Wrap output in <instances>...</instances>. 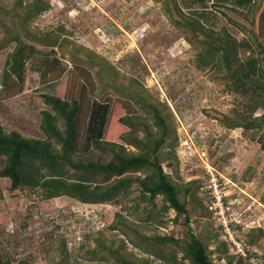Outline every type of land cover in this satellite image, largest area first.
<instances>
[{
  "label": "rangeland",
  "instance_id": "obj_1",
  "mask_svg": "<svg viewBox=\"0 0 264 264\" xmlns=\"http://www.w3.org/2000/svg\"><path fill=\"white\" fill-rule=\"evenodd\" d=\"M16 1L0 0V121L5 130L15 129L27 137H44L40 129L41 111L50 108L43 101L42 93H55L58 85L65 87L66 97L79 100L82 126L87 125L91 107L107 102L110 112L114 100L125 96L119 104L120 113L123 112L131 105L126 100L129 93L126 91L124 95L106 84L104 67L112 66L114 83L128 88L135 79L138 85L135 84L141 86L137 92L144 96L148 93L164 103L162 110L177 134L174 151L178 162L171 166L164 160L163 168L180 188L194 181L192 188L203 207L182 190L179 196L186 199L190 227L206 242L213 263L228 264L220 246L226 239L230 245L228 252H233L228 231L248 250V261L264 264V151L257 142L264 129L257 131L227 124L248 114L249 99L227 87L224 71L213 66L197 67L200 40L190 27L182 22L177 24L179 19L171 0H44L49 8L31 17L27 24L37 36L49 34L51 38L58 36L60 43L63 39L69 42V50L55 46L59 60L54 68L63 69L62 74L48 82L45 67L51 63V56L33 55L26 64L24 92L8 96L4 60L13 43L7 40L6 32L24 16V5L32 0H19L22 5ZM177 1L184 16H199L208 28L264 47L260 16L264 0H254L252 8L238 6L232 0ZM239 54L245 59L247 49L240 47ZM86 74L93 81L92 87L84 82ZM136 110L140 119L154 129L151 117L138 107ZM261 112L259 108L254 115ZM214 113L220 114V118ZM58 127L63 129L61 120ZM136 134L141 137L144 131L139 129ZM85 142L84 137L82 159L109 157L108 153L85 149ZM125 146L129 152L137 151L133 145ZM3 163L0 158V169ZM68 173H73L72 169ZM131 188L132 199L138 200L140 193L136 185ZM218 194L222 207L215 201ZM38 196V190H12L9 178L0 176L2 250L6 248L14 255L12 252L18 245L23 252L17 258L31 254L34 255L30 258L32 264H62L58 248V238L62 237L71 255L69 264H118L107 250L96 249L95 237L101 236L108 243L114 238V245L123 237L122 225L115 223L119 205L82 203L65 195L51 199ZM155 202L160 206L162 198L156 197ZM207 204L214 206L212 213L205 211ZM144 205L141 202L137 216L121 210L130 227L147 235L173 233L180 237L185 231L182 216L173 222L175 211L171 208L162 212L164 224L144 223ZM112 223L116 228H110ZM221 223L228 224L223 235L219 230ZM125 231L134 237L135 231ZM127 247L137 257L144 255L132 244L128 243ZM171 247L166 245V250ZM177 255L180 257L181 253L178 251ZM152 259L151 264H163ZM183 264L188 261L184 260Z\"/></svg>",
  "mask_w": 264,
  "mask_h": 264
},
{
  "label": "trees",
  "instance_id": "obj_2",
  "mask_svg": "<svg viewBox=\"0 0 264 264\" xmlns=\"http://www.w3.org/2000/svg\"><path fill=\"white\" fill-rule=\"evenodd\" d=\"M232 1L245 8H252L254 4V0ZM202 2L205 0H199V3ZM16 3L22 5V1L19 0ZM170 3L178 16L177 24L182 22L184 26L190 27L200 40L201 47L196 53L197 67L213 66L218 71H224L222 75L227 80V87L249 99L248 114L227 124L262 131L264 47L261 44L254 46L248 39L238 41L230 33L222 34L208 28L199 20V16H184L177 0H171ZM214 3H220V0H215ZM48 8L49 3L44 0L26 3L24 16L18 18L16 24L6 32L7 40L13 43L12 50L4 60L7 73L5 90L8 96L24 92L26 64L33 55L51 56V63L45 67L48 82L57 80L62 74L63 69L54 68L59 60L55 46L69 50V42L63 39V43H60L58 36L51 38L49 34L37 36L27 24L31 17L41 14ZM260 16L263 27L264 9ZM257 45L258 48L255 49ZM41 46L43 48H40ZM240 47L247 49L248 56L245 59L240 57ZM104 69L106 84L116 87L124 95L126 91L129 93L126 96V100L131 104L129 108L120 113V100L125 96L114 100L110 112L107 102L93 106L87 125L82 126L79 122L81 104L76 98L66 97L63 85H58L55 93H42L43 101L50 108L41 111L40 129L44 137H27L15 129L7 131L0 121V158L4 161L0 176L9 178L12 190L23 188L38 190L40 199L65 195L82 203L119 205L120 211L115 212V223L122 225L123 229H119L124 234L123 237H119L116 245L113 244L114 238L108 243L101 236L95 237L96 249L107 250L118 264H151L152 258L163 264H183L184 260H187L188 264H214L206 242L196 236L190 227L186 199L179 196V190H182L185 195L189 194L192 200L203 207L200 199L196 198L195 189L192 188L194 181L187 182L180 188L171 174L163 168L164 160H168L167 163L171 166L178 162L174 151L177 134L162 110L164 103L148 93L146 97L137 92L141 86H137L138 82L135 79H132L133 82L128 88L121 84L117 85L114 83V68L109 66ZM84 82L88 87L93 86L89 74L84 77ZM137 107L151 117L154 129L140 119ZM259 108L262 112L254 115ZM214 116L220 118L218 113H214ZM59 120L63 124V129L58 127ZM127 128L130 130L127 131ZM139 129L144 131L141 137L136 134ZM84 137L85 149L91 148L90 150L108 153L109 157L82 159L80 154ZM252 138L256 139L255 135H252ZM257 142L264 151V131ZM55 143L59 144V147H56ZM125 144L133 145L137 151L129 152ZM70 169L73 172L71 174L68 173ZM134 184L140 193L138 200L131 197L134 191L131 186ZM158 196L162 198L160 206L155 202ZM141 202L145 203L144 223L164 224L162 212L171 208L175 211L173 222H177L182 216L181 223L186 227L185 231L180 237L173 233L147 235L130 227L131 223L124 219L121 210L137 216ZM208 207V204L205 205V211L212 213L213 209ZM226 225L221 223L219 227L221 235L226 234ZM109 226L116 228L113 223ZM125 229L135 231L134 237L129 236ZM128 243L139 248L144 255L137 257L135 252L128 249ZM166 245H172L171 249L166 250ZM220 246L228 264H232L234 259L235 264H254L248 261V250L245 254L234 250L230 253L228 252L230 245L228 246L226 239L220 242ZM18 247L15 246L17 249L12 252L14 255L8 253L6 248L2 250L0 247V264H32L30 258L34 255L17 258V255L23 252V249ZM58 248L62 255V264H69L71 255L67 252L66 241L62 237L58 238ZM178 251L181 253L180 257H177Z\"/></svg>",
  "mask_w": 264,
  "mask_h": 264
},
{
  "label": "built area",
  "instance_id": "obj_3",
  "mask_svg": "<svg viewBox=\"0 0 264 264\" xmlns=\"http://www.w3.org/2000/svg\"><path fill=\"white\" fill-rule=\"evenodd\" d=\"M215 201L218 204L217 205L218 207H222L223 204L221 202V195H219V194L218 195H215ZM209 208L210 209H213L214 206H209ZM221 212H223V209L221 210ZM225 231H226V228H225ZM227 234L229 235V240L232 243V249L234 251H238V252H240L242 254H245V247L243 248L242 243L239 240H237L236 238H234V237L232 238L230 232L227 231Z\"/></svg>",
  "mask_w": 264,
  "mask_h": 264
},
{
  "label": "bare ground",
  "instance_id": "obj_4",
  "mask_svg": "<svg viewBox=\"0 0 264 264\" xmlns=\"http://www.w3.org/2000/svg\"><path fill=\"white\" fill-rule=\"evenodd\" d=\"M47 107V106H46ZM214 213V212H213Z\"/></svg>",
  "mask_w": 264,
  "mask_h": 264
}]
</instances>
